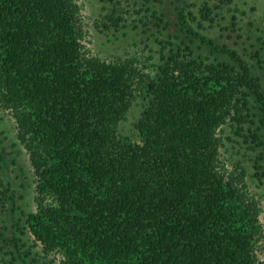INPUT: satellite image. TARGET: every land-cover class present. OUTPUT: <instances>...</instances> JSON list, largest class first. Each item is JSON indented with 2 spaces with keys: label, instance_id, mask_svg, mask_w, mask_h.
Instances as JSON below:
<instances>
[{
  "label": "trees",
  "instance_id": "trees-1",
  "mask_svg": "<svg viewBox=\"0 0 264 264\" xmlns=\"http://www.w3.org/2000/svg\"><path fill=\"white\" fill-rule=\"evenodd\" d=\"M77 15L74 0H0V96L36 176L35 240L64 253L62 264H264L259 209L245 171L222 164L218 136L230 124L261 140L262 61L216 45L180 10L192 41L233 61L172 51L136 124L140 141L120 139L138 73L132 60L84 55ZM7 192L0 179V210Z\"/></svg>",
  "mask_w": 264,
  "mask_h": 264
},
{
  "label": "rangeland",
  "instance_id": "rangeland-1",
  "mask_svg": "<svg viewBox=\"0 0 264 264\" xmlns=\"http://www.w3.org/2000/svg\"><path fill=\"white\" fill-rule=\"evenodd\" d=\"M74 1L84 55L113 63L132 60L138 73L136 99L119 125L120 139L140 141L136 124L149 103V90L160 67L172 51L188 45L206 60L233 61L228 54L215 53L195 38L192 41L179 25L180 10L185 11L193 30L216 45L238 52L249 65L261 60L263 68L254 73L264 85V0ZM117 18L123 20L118 28L114 26ZM255 121L254 130L262 126L259 118ZM257 133L264 140V133ZM18 134L17 120L0 96V179L8 191L0 210V264H62L65 254L46 253L28 228V216L37 210V182L30 153ZM218 136L222 164L227 172L245 171L247 192L259 209L261 232L255 240V253L264 263V144L254 140L248 127L242 133L229 124Z\"/></svg>",
  "mask_w": 264,
  "mask_h": 264
}]
</instances>
